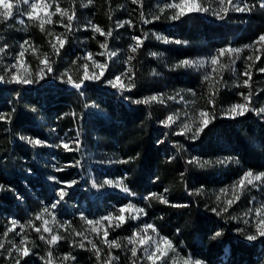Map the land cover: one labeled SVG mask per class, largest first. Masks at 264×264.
Returning a JSON list of instances; mask_svg holds the SVG:
<instances>
[{"label":"trees","instance_id":"16d2710c","mask_svg":"<svg viewBox=\"0 0 264 264\" xmlns=\"http://www.w3.org/2000/svg\"><path fill=\"white\" fill-rule=\"evenodd\" d=\"M82 1L75 0L78 27L66 34L67 43L53 59L52 73L29 85L0 83V117H6L0 119V185L4 186L0 191V236L9 227L7 217L16 218L27 226L31 241L32 254L23 258L21 264H44L42 258L47 259L49 245L28 225L43 229L44 217H35L45 203L58 200L57 217L67 225L56 233L63 239L51 248L53 261L68 254L75 257L72 264H100L87 241L84 240L83 249L71 245L74 239L82 240L76 233L87 234L79 211L89 207L96 214H107L109 209L118 214V208L130 202L145 212L137 220L130 218L132 212L121 227L109 228L110 235L124 245L111 250L112 255L119 257L115 264H131L125 237L145 216L183 253L201 264H264V237L246 239V235L254 233L252 217H243L240 210L241 205H249L248 196L241 197L228 212L223 210L227 206L226 184H231L245 169L264 170V122L253 112L242 118L223 117L221 109L229 104L231 91L220 93L217 86L219 96L214 109L202 98L209 112L214 110L215 118L198 138H191L189 132L177 135L162 123L184 106L168 99L177 91L191 100L212 90L202 72L196 73L181 62L228 44L242 50L236 63L238 72L253 63L248 56H260L251 70V90L254 106H264V73L258 71L264 67V42L259 51L256 45L251 50L246 47L264 34L260 0H248L250 5H256L251 12L230 10L219 21L197 13L172 21L168 17L173 10L160 13V4L170 0H141L137 4L130 0H92L85 9L80 6ZM157 15L158 20L154 19ZM89 19L105 32L111 30L113 35L105 37L84 29L82 23ZM145 19L151 22L144 23ZM128 20L130 24L118 27ZM29 33L34 41L50 47L46 30L31 24ZM134 36L141 38L143 45L137 52L128 53ZM156 36L167 38L169 43L157 40ZM25 38L27 35L21 31L0 23V47L9 45L13 53L17 50L16 42ZM102 42L118 50L117 58L110 60L99 81H83L80 90L71 88L64 74L79 81L83 74V48L98 52ZM127 54V67L132 69L127 84L134 83L135 87L117 92L104 84L114 76V70L119 71ZM8 56L9 52L0 53V75L6 77L9 73L1 60L8 61ZM30 60L36 67L37 58L33 55ZM230 64L233 65L232 60ZM154 95L158 100L134 102ZM21 137L40 139L45 144L33 146ZM62 142L76 150L58 147ZM221 157L227 165H219ZM106 177H121L134 195L102 191ZM71 181L76 183L66 187ZM59 188L66 189L63 200L57 195ZM153 193L164 197L167 203L145 199ZM217 232L221 233L218 237ZM226 247L229 256L224 258ZM100 248L102 261L107 258L108 248ZM15 257L0 255V264H14Z\"/></svg>","mask_w":264,"mask_h":264},{"label":"snow or ice","instance_id":"6c2138e0","mask_svg":"<svg viewBox=\"0 0 264 264\" xmlns=\"http://www.w3.org/2000/svg\"><path fill=\"white\" fill-rule=\"evenodd\" d=\"M55 2V0H0V23H4L12 18H14V9H19L21 5L27 6L24 13L27 16V19L30 21H38L39 27L41 31L45 30V24H52L53 20L52 17L54 15L59 14L61 17V27H64L67 29L68 32H71L73 29V21L76 17V13L73 10L71 14H69V11L67 9H63L60 7L58 3H56L55 11L51 12L50 9L52 8V4ZM88 3H92V0H88ZM132 3L137 4L141 3V0H132ZM227 5V6H226ZM256 5L252 4L249 5L247 3H244L241 5V0H218V7L216 9H212L213 14L218 19H223L224 16H226L229 11H236V12H250L253 8H255ZM259 8L264 9V0H260ZM165 10H175L168 18L172 21H178L181 18L189 15V14H195V13H208L210 11V8L206 6L205 0H171V2L166 3L163 5V7L160 8V13L163 14ZM41 13L43 15H41ZM67 17V23L63 22V18ZM141 18L143 19V13H141ZM154 19H160V16L157 15L154 17ZM149 20H144V23H150ZM20 23H24L23 20L20 21ZM91 24V22H89ZM130 21H125L123 23L118 24V27H124V24H130ZM92 30L96 33H99L101 36L105 37H111L113 35L112 31L109 30L105 32L103 29H101L99 26L91 24ZM49 35H52L51 31L48 33ZM63 35V34H62ZM157 40H161L163 43L167 44L169 43V40L162 36H156ZM133 40L135 41V45L130 46V51L135 53L138 51V49L143 45V40L139 37H133ZM56 42L59 45V48H57V43L52 44V48L54 50V54L59 55L60 49H63L65 44L67 43V36L63 35V38L61 36L56 37ZM261 42H264V34H261L258 37V40L254 42L252 45L246 46L250 50L255 48L256 44H260ZM176 43H181L180 41H176ZM29 41L25 40L20 45V51L15 57V63L10 65L6 71L9 73V75L6 77L5 75H0V83H9V84H17V85H29L33 83V80L29 76L20 75L19 72H13L12 69H17L19 65L22 63V58L24 57V50L25 45H28ZM100 47L102 49L107 50L108 44L101 43ZM5 51L4 47H0V53H3ZM242 50L236 49V48H224L221 49L218 53V56H214L211 58V64L213 66L217 65L218 59L220 57H223L225 54H239ZM256 51H259V49H256ZM98 55H105L104 52L98 53ZM116 53L113 52H107V56L109 59L114 57ZM155 55V53H153ZM83 59L87 61H92V64L95 68H99L101 71L99 74L92 73L91 75L87 71L88 64L85 63L83 65L84 72L81 75L79 81L73 80L72 76L68 73H65L64 75L68 76L67 83L71 84V86L77 90H80L83 85V81L87 80H96L99 81L101 77L104 75L105 70L108 68L107 63H99L96 60L93 59V54L88 53L86 57ZM131 59V57H130ZM247 59L249 61H252V64H248L245 67V71L241 73V75L247 77V79L243 80L241 84H237L236 87H246L249 89L247 93H240L243 103H235L231 105L228 109H226V115L229 116V118L235 119L237 117H243L249 112H254L257 115L264 114V107H256L253 104V91L251 90V81H252V67L254 66V63L256 61H259L260 56L256 55L255 58L253 56H248ZM41 63L45 65V69L48 72H52V66L51 63H49V57L47 55L44 56L43 60H41ZM198 62L190 61V60H184L181 62L182 66H196ZM203 63V62H199ZM227 65H221V69L227 68ZM45 69H41L37 75H39L41 78L43 77V71ZM132 69L129 68L128 73H131ZM213 71H217V69L214 67ZM259 72L264 73V67L258 69ZM128 73H122L123 76H128ZM205 79H209V77H205ZM223 79V77H221ZM108 83L113 88H119L122 91H130L132 88L135 87L134 83L124 84L121 76H116L115 79L109 80ZM218 93V89L216 92L210 93V99L208 101L209 104L213 105V109L215 107V95ZM168 99H175V97H168ZM158 100L157 96H151L145 100H135L134 102L136 104H142V103H148L149 101H156ZM160 103H163V99H160ZM199 119L198 126L195 129V132H193L192 137L193 139L198 138L199 135L204 131L205 128L208 127V125L212 122V120L215 118L214 110L212 112L208 111H200L199 112ZM0 119H6V117H0ZM175 123L174 116L169 115L167 118L162 122L165 127H171V124L169 122ZM192 131V128L188 124H184L182 126L181 132L176 133L177 135L185 134L186 132ZM22 140H26L28 143L32 144L33 146H43L45 144L44 141L40 139H31L28 137H21ZM58 147H62L65 151H75L76 149L71 148L68 143L62 142ZM126 163V161H124ZM189 163H193V161H189ZM208 163V162H205ZM222 163V162H221ZM58 171H63V169H57ZM51 179H55L54 177ZM76 181H71L66 184V187L71 188ZM238 186L240 195H235L234 199H229L226 204L227 206L224 207V211L228 212V209L233 206L234 203L238 202L241 198V195L244 194V191L246 190V187L255 188L259 185L264 184V172L254 173L252 170H246L242 173V178L238 180ZM104 184L110 186V187H120V190L124 193H127L129 195H134L130 192V189L127 186H124L123 181H113L111 179L105 180ZM96 186L95 184L93 185ZM234 190L236 189V186H233ZM4 190V186L0 185V191ZM57 195L59 196V200H63L64 197L67 195V192L64 191V189H61L57 192ZM156 198L159 199L161 203H167L166 199L162 196H157V194L153 193L149 197H145V199H151ZM219 199V198H217ZM59 203V201H57ZM174 207L176 205H173ZM52 209L56 208V203L52 204ZM131 210L134 212V215H131L130 218L132 220H137L140 217V214H144L145 210L143 208H138L136 205L129 203L126 206H122L118 209V214H108L107 216L103 217L102 220H92L88 219L85 216H81V220L85 221L88 225H94V227L91 228V231L93 233H97V237L99 238L100 228H104L103 226V220L109 221V224L107 228L112 227H121L124 223H126V218L124 213ZM216 210V209H214ZM251 211V209L249 210ZM48 214L52 217V222H56L55 215L49 211L48 208H44L43 211L38 214L35 219L41 220L44 216V214ZM245 215H248V213H245ZM255 216H256V223L254 225V233L246 235V239L248 241H255L258 237H264V204H261L260 207L255 209ZM113 219H116L119 221V223L113 225L111 221ZM10 227H8L4 233L3 236L6 239L7 244L9 247L5 248V243L0 242V255H5L6 258H12L13 254H16V257L14 259V264H21V260L25 257H28L31 253V250L28 247H25L24 245L28 242L26 236H22L20 239L19 244H17L13 239H7L9 237V233H15V230L19 225V222L15 219H12L10 222ZM245 224H248V220H244ZM49 224V221L47 219L43 220V232L49 233V237H45L43 234L39 235V239L41 241H45L49 245V251L47 252V260L45 261V264H53V253H52V246H55L61 239H63L62 236L59 234H56L52 231L50 227L47 225ZM32 226V225H28ZM100 226V227H96ZM34 230L37 233L41 232L40 227L33 226ZM107 228H104L103 230V237L100 239V243L104 244L108 248L107 252V258L101 261V254L102 249L97 246L96 243H94L92 240H88V244L91 245V249L94 250L95 256L97 261H100V264H115V262L119 259L118 256L112 255V249H120L124 247L122 243L118 240H109V232ZM151 229L152 233H155L156 239H153L151 235H148V230ZM141 232L145 233V235L141 236ZM19 235V233H16ZM77 236H81L82 240L79 242L80 248H85L84 240H87V237L84 235L83 232L76 233ZM217 237L221 235V233L217 232L215 234ZM127 240V244L131 245L132 247L129 249L131 253V264H140L141 257L138 256V252H142L143 254V260L150 261L151 264H156L157 261H161L162 264H175V260L173 257L169 256V252L175 254L176 249L174 244L170 239L167 237L161 236L160 233L157 231L155 226L153 225H145L143 229H138L136 232H133L132 235L125 237ZM151 241V243H149ZM68 259L75 260L74 256L65 255L62 260L67 261ZM183 264H201V261L195 260L192 261L191 259H185L183 261Z\"/></svg>","mask_w":264,"mask_h":264},{"label":"rangeland","instance_id":"374dc122","mask_svg":"<svg viewBox=\"0 0 264 264\" xmlns=\"http://www.w3.org/2000/svg\"><path fill=\"white\" fill-rule=\"evenodd\" d=\"M130 1L132 2V0H130ZM70 2L71 1L64 2L63 0H55V2L52 4V8L50 9V11L51 12H54L55 11V7H56V3H58L61 8L67 9L69 11V14H71V12L73 10L76 13V9H75L76 2H75V0H73L72 3H70ZM169 2H171V0ZM205 3H206V6H208L210 8V11L208 13H197V14H200V15H202V16H204V17H206V18H208V19H210L212 21H219L220 19H218L213 14V12H212V9H216L218 7V0H205ZM234 3H235V0H234ZM244 3H247V4L250 5V3L248 2V0H241V5H243ZM164 4H166V3H161L160 4V8L163 7ZM88 5H89V3H88L87 0H84V1H82L80 3V6L83 9L87 8ZM26 8H27V6L21 5L18 10L17 9H14V18H12V19L4 22L7 25V27L15 28V29L21 31L22 33H24L25 35H27V38H25L23 41H25V40L29 41V44L28 45H25L24 57L22 58L21 65H19L17 67V69H12V71L13 72H17L18 71L20 75L29 76L32 80L39 79V81H40V80H44L47 74L52 73V72L46 71L45 65L41 63V60H43L44 56L47 55L49 57V63H51V66H52L53 59L56 58V57H58V55L54 54V50L52 48V44L53 43H57L56 42V37L57 36H61L63 38V35H66L67 33H70V32H68L66 28L60 26L61 25V17H60V15L59 14L54 15L52 17L53 23L52 24H45V30L48 33H49V31H51V33H52V35H49L48 34V37H47L48 38V41H49L48 44L50 45V47L48 48V47L43 46V44H40V43L34 41L33 38L29 36L30 35V33H29L30 25L31 24H34V25L39 26V23H38V21H30V20H28L27 19V16L25 14H20V13H24ZM262 10H264V9H262ZM173 11H175V10H173ZM233 12L234 13H245V12H236V11H233ZM41 15H43V14L41 13ZM21 20H23L24 23H20ZM128 21H130V20H128ZM63 22L64 23H67V17H64L63 18ZM89 22H91V24L97 25L92 20L89 19V20H87L86 24L85 23H82V27L84 29L85 28H88V29L92 30L91 24ZM76 27H78V25H77V19L75 17V19L73 21V29H72L71 32L76 31L77 30ZM100 28L102 29V27H100ZM94 33L96 35L99 34V33H96V32H94ZM134 37H136V36H134ZM23 41L16 42V44H17L16 45V47H17L16 49L17 50L14 51L13 53H10L11 50H10V46L9 45H2L1 46V47H4V49H5V51L3 53H1L2 55H4V54H6V53L9 52V56H8L9 57V60L6 61V62L3 61V60H1L2 63H3V65L6 66L7 69L10 67V65H12V64H14L16 62L15 61V57L17 56V54L21 50L20 49V45L23 43ZM102 43H105V42H102ZM133 45H135V41L134 40H132L130 46H133ZM130 46L128 48V53L129 52L131 53ZM256 47H257V49H259L260 48V44H256ZM57 48H59L58 43H57ZM224 48H234V47H231V44H228L225 47H219L218 50L216 49V50H213V51H209L205 55H198L197 54L193 59H187V60H190V61L198 62L197 65L196 66H192V67H189V66H187V67L189 69L194 70L196 73L197 72H202L204 79H205L206 76L209 77V79H205V81L209 84L210 87H212V90H211L210 93L216 92L215 91V88L217 86H218V88L220 87L219 88V92L220 93L222 92L224 94H228L229 91H231V96H230L229 104L225 108H222L221 109V113H222V116L223 117H225L227 119H232V118H229L228 115H226V111L225 110L228 109L231 105H233L235 103H238V102L239 103H243L244 101L242 100V98H241V96L239 94L240 93H247L249 90H247L246 87H242V86L241 87H236L237 84H241L243 80L247 79V77L241 75V73H243L245 71V68L242 67V70L239 71V72L237 71V68H236L237 67L236 66V63L238 61V55L239 54H235V53H233V54H225L223 57H220L218 59L217 65L213 66L211 64V62H210L211 61V58L214 57V56H218L219 51L221 49H224ZM113 51L116 53V55L114 57L117 58L118 50L115 47L109 46V44H108V49L107 50L101 48V50L98 51V52L97 51L95 52V51L91 50L88 47L83 48V52L81 54V59L83 61V64H82L83 72H84L83 65L85 63L88 64L87 71L89 72L90 75L92 73L99 74L100 71H101L99 68H95L93 66L92 61H87V60L83 59L84 57L87 56L88 53H92L93 54V59L96 60L97 62H99V63H107L108 64L110 62V60L112 61V58L113 57L111 59H109L108 56H107V52H113ZM101 52H104L105 55H98V53H101ZM33 55L38 60L36 67H33L32 66V62L30 60V57H32ZM125 56H126V60H124V62H123V60H120V62L122 61L123 64L120 63V67L118 68L119 71L114 70L113 71V73H114L113 75L114 76L112 78H110V79H107L105 81V84H104L105 86H107V87H109L111 89H115L117 92H120L122 90H120L119 88H113L108 83V81L115 79L116 76H121V79H122L123 83L124 84H127L128 78L126 76H123L122 75V73H128V67H127V64H128L127 56H128V54L125 55ZM231 60L233 61V65L230 64V61ZM199 62H203V63L201 64ZM221 65H227L228 67L227 68H224V69H221ZM214 67L217 69V71H215V72L213 71V68ZM41 69H45L43 71V77L42 78L39 75H37V73ZM107 69L105 70L104 75L106 74ZM104 75L101 77V79L104 77ZM221 77H223V79H221ZM87 81L96 82V80H87ZM68 85L71 88H73L71 86V84L68 83ZM83 85H82V87H83ZM210 93L209 92L208 93L207 92L206 93L205 92H202L198 96L195 95V97L193 99H191V100L188 99V98H186V96H184L180 90L177 91L174 96H171V97H175V99H170V101H173L175 104L184 105L182 108L180 107L175 112H172L171 113V115L174 116L175 123H173L171 121L169 123L171 124V127L170 128L172 129V131L174 133L181 132L182 126L184 124H188L192 128V131H190L189 133H192L193 134V132H195V129L198 126V121H199V119H201L199 117V112L202 111V110L209 112L208 107L204 106L203 99H204V101L206 100V102L209 101V99H210ZM218 96H219L218 94L215 95V97H214L215 102H216V100H217L216 98ZM210 105L213 106L212 104H210ZM255 115L258 116L261 119V121L264 122V114H262V115L255 114ZM237 118H242V117H237ZM186 133H188V132H186ZM219 161H220L219 162V165L220 166L223 165V164L224 165H227V162H226V160H225L224 157H221L219 159ZM246 170H252L254 173L264 172L263 169H245L244 172ZM242 173L238 177H236L234 179V181L232 180L231 181V184L228 183V184H226L224 186L225 187V189H224L225 190L224 197L226 199V202L229 199H234V196L235 195H240L239 186H238V183L237 182H238V180L240 178H242ZM104 179L105 180H108L110 178L106 177ZM121 180H122V178L121 177H118L116 180H113V181L115 182V181H121ZM234 185L236 186V189L235 190L233 188ZM61 189H63V188H59L58 191H60ZM111 190H113V191L114 190L115 191L117 190V191H120L121 193H124L123 191L120 190V187H115L114 188V187H110V186H108L106 184H105V186L103 185L102 191L110 192ZM64 191H66V189H64ZM125 194H127V193H125ZM129 196H132V195H129ZM243 196H248V198H249L248 204L249 205L246 206V207H244L242 205L240 206V210L242 211L241 214H242L243 217H245V216L247 218L252 217L253 222H254V225H255V223H256L255 209L258 208V207H260L261 204H264V184L259 185L258 187H255V188L246 187V190L244 191V194L241 195V197H243ZM92 199L94 200V199H96V197L93 196ZM57 201L58 200H54L49 205H48V203H45L44 204V208H48L49 211L52 212L55 215V217H56V222L53 223L52 222V217L50 215H48V214L45 213L44 216H43L44 219H47L49 221V224L47 226L50 227L54 233H57V232L59 233V230L60 229H65V227L67 225V224H65L67 222H61V219L59 220V218L57 217L58 216V203H57ZM239 201H238V203H239ZM54 203H56V208L55 209H52L51 206ZM129 203L130 202H128L127 204H129ZM127 204H124L122 206H126ZM250 209H251V211H249ZM110 213L115 214L111 209H109V211L107 212V214H103V213H101V214H98L97 213L96 214L94 211L89 210V207H87V208L84 207L81 211H79V216H80V218L83 215V216L87 217L88 219H92V220H102L103 217L107 216ZM130 213H132L131 210H129L128 212H125L124 213L126 220L128 219ZM245 213H248V215H245ZM133 214H135V213L133 212ZM12 219L17 220L16 218H13V217H10V216L7 217V220L9 222ZM113 221H118V220L113 219L111 221V223ZM138 222H139V220H138ZM108 224H109V221L103 220V226H104V228H107ZM146 224L147 225H153V226H155V228L157 229V231L160 233L161 236L167 237V236H165L164 234H162L159 231V229L156 227V225L153 222V220L150 219V218H147L146 216H145V218L143 217V219L140 220L139 224H136L135 226H133V229H132L130 235H132V233L133 232H136L138 229H143ZM19 225H21V226H18L16 228L15 233H13V234H10L9 233V237L7 239H13L17 244H19L21 237L22 236H26L28 242L24 246L25 247H28L31 250V248H30V242L31 241H30L29 234L27 232V230H28L27 229V226L26 225H23L20 222H19ZM31 225L32 226H30V227H32L34 229L33 226H35V225L34 224H31ZM9 227H10V223H9ZM92 227H94V225H88V224H86V232H87V234H85V235L87 236V240H85V241L92 240L94 243L97 244L98 247H100L101 245H104V244H101L100 243V239H102V237H103V230H104V228H100V233H99V238H98L97 237V233H93L91 231V228ZM96 227H100V226H96ZM107 230L109 232V228H107ZM16 233H19V235H17ZM40 234H43L44 235L43 229H41ZM46 234H49V233H46ZM140 234H141V236L145 235V233H143V232H141ZM147 234L148 235H151L153 237V239H156L157 238L156 235H155V233H152L151 232V229L148 230V233ZM167 238L170 239L169 237H167ZM108 239L109 240H113V239L118 240V239L112 237L110 235V233H109ZM80 241L81 240L74 239L73 242L71 243V245L73 247L79 246V242ZM0 242L5 243V248L6 249L9 247V245L7 244L6 239L4 238V236H0ZM126 243H127V240H126ZM149 243H151V241H149ZM172 243L175 246L176 252H175V254L169 252V256L174 258L175 264H183V261L185 259H191L192 261H195L196 260L192 256L183 253L180 250V247H178L177 245H175V243L173 241H172ZM126 245L128 247V250L132 247L131 245H128V244H126ZM13 255H16V254L14 253ZM65 255H59L57 257V259L56 258L54 259L53 264H72L71 261H74L72 259H68L67 261L62 260V258ZM138 256L141 257V260H140L141 262L143 261L145 264H151L150 261L143 260V258H142L143 257L142 252H138ZM227 256H229V249L226 247V249H225V257L224 258H226ZM46 260H47L46 258H42V263L45 264V261ZM156 264H162V262L161 261H157Z\"/></svg>","mask_w":264,"mask_h":264}]
</instances>
